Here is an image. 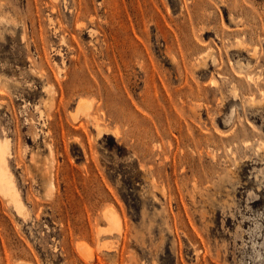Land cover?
<instances>
[{
  "label": "rangeland",
  "instance_id": "rangeland-1",
  "mask_svg": "<svg viewBox=\"0 0 264 264\" xmlns=\"http://www.w3.org/2000/svg\"><path fill=\"white\" fill-rule=\"evenodd\" d=\"M0 139V264H264V0H0Z\"/></svg>",
  "mask_w": 264,
  "mask_h": 264
},
{
  "label": "bare ground",
  "instance_id": "bare-ground-1",
  "mask_svg": "<svg viewBox=\"0 0 264 264\" xmlns=\"http://www.w3.org/2000/svg\"><path fill=\"white\" fill-rule=\"evenodd\" d=\"M82 103H84L85 105H89V103H87V102H82ZM80 106H83V105H80ZM6 143H4L1 139H0V174H1V172H5V170H7V168H8V165H7V159H6V145H5ZM3 174H5V173H3ZM3 174H1V175H3ZM6 175V174H5ZM4 176V175H3ZM3 176H1V177H3ZM3 181L1 182V179H0V185H1V187H4V188H8V187H10V184H8V186H4L2 183L4 182V179H2ZM8 181V180H7ZM6 183H9V181L8 182H6ZM5 184V183H4ZM12 187V186H11ZM10 189V188H9ZM9 189H8V191L7 192H9ZM12 189H13V187H12ZM15 191V190H14ZM10 192H11V190H10ZM12 196V195H11ZM12 198V197H11ZM10 198V199H11ZM19 200V199H18ZM16 203H19L17 200H16Z\"/></svg>",
  "mask_w": 264,
  "mask_h": 264
}]
</instances>
